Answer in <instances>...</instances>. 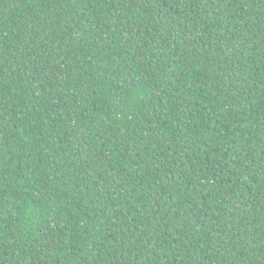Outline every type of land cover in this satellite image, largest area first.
<instances>
[{"label":"trees","instance_id":"1","mask_svg":"<svg viewBox=\"0 0 264 264\" xmlns=\"http://www.w3.org/2000/svg\"><path fill=\"white\" fill-rule=\"evenodd\" d=\"M0 264H264V0H0Z\"/></svg>","mask_w":264,"mask_h":264}]
</instances>
